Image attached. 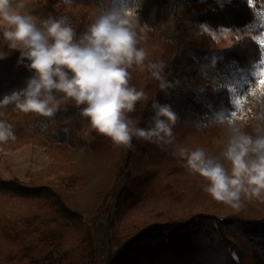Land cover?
<instances>
[{"label": "trees", "instance_id": "obj_1", "mask_svg": "<svg viewBox=\"0 0 264 264\" xmlns=\"http://www.w3.org/2000/svg\"><path fill=\"white\" fill-rule=\"evenodd\" d=\"M208 1L135 0L144 22L140 46L152 62L166 64L164 76L172 87L161 90L146 68L134 69L131 83L145 92L146 99L130 116L138 127L147 128L155 114L152 105L158 102L171 106L178 123L175 147H158L134 138V150L122 153L121 169L127 168L136 152L144 153L162 178L158 200L131 221L133 227L103 239L71 210L54 185L7 181L0 174V264H264V202L245 200L239 212L212 197L211 205L207 204L206 199L196 196L207 182L186 168L177 150L202 148L208 153L210 136L223 132L219 114L233 108L232 92L220 77L236 68L253 67L263 59V47L256 39L245 37L229 49H218L206 27L252 25L259 17L258 0H225L221 8ZM36 11L39 21L50 16L68 17L78 36L92 21L69 9L65 0H36ZM0 53L1 104L26 88L35 73L26 67L30 61L25 58L21 62L20 50L3 42L2 32ZM54 94L59 98V93ZM83 107L62 101L52 117L26 113L13 127L17 139L0 144V159L26 144L44 147L52 158H68L70 148L87 145L80 135L89 124L81 115ZM261 110L259 106L253 109L256 113ZM262 125L264 121L249 120L242 131L255 136L264 133ZM45 128L50 134L42 139L36 132ZM195 137L205 142L194 144ZM88 145L96 151L114 146L95 130ZM65 182L71 192L83 187L73 174ZM133 182L129 174L118 198L119 209L135 202ZM214 210L225 218L212 215ZM233 227L242 229L246 236L233 234Z\"/></svg>", "mask_w": 264, "mask_h": 264}, {"label": "clouds", "instance_id": "obj_2", "mask_svg": "<svg viewBox=\"0 0 264 264\" xmlns=\"http://www.w3.org/2000/svg\"><path fill=\"white\" fill-rule=\"evenodd\" d=\"M27 7V0H0L3 42L20 50L21 62L30 61L26 67L35 73L26 88L11 96L18 110L52 117L62 101H72L84 106L81 115L88 118L91 128L116 147L134 150V138L175 147L178 116L170 105L154 102L155 114L147 128L138 127L130 116L146 99L145 92L131 83L134 69L146 68L161 90L172 87L164 76L166 64L152 62L140 46L143 29L138 31L136 4L129 7L122 0H103L79 36L68 17L50 16L37 22ZM255 87L259 94L250 92L247 120L240 123L232 116H218V123L232 130L221 153L230 168L202 148L177 149L186 168L207 182L204 191L237 212L245 200L264 202V133L253 136L242 131L249 120L264 121V81ZM257 106L262 109L259 113L253 111ZM16 139L12 125L0 119V144Z\"/></svg>", "mask_w": 264, "mask_h": 264}, {"label": "rangeland", "instance_id": "obj_3", "mask_svg": "<svg viewBox=\"0 0 264 264\" xmlns=\"http://www.w3.org/2000/svg\"><path fill=\"white\" fill-rule=\"evenodd\" d=\"M256 1V0H255ZM103 0H73L67 7L74 12L85 14L89 19H93L97 13V7L101 6ZM122 3L131 7L135 5V0H122ZM225 0H209L208 4L221 8ZM258 19L248 27H221L207 29L213 33L218 49H229L236 42L245 37L256 39L263 47V59L253 67L236 68L229 73L222 75L220 80L232 92L233 108L223 111L221 114L232 116L237 122L247 119L249 116L248 107L251 100L250 92L256 93L258 85L264 76V0H258ZM26 11L30 12L39 22V14L36 11V0H27ZM139 28L143 29L144 22L142 15L136 10ZM0 57H2L0 53ZM215 79V75L209 74ZM264 91V89H262ZM259 94V93H256ZM254 109V108H253ZM26 113L15 107L14 99L8 98L0 104V119L7 121L14 127L15 123ZM223 132L210 136L209 148H206L208 155L221 159L228 167V163L223 161L221 153L224 151L228 138L232 135V130L227 124L222 125ZM94 129L90 124H86L81 132V137L87 145L77 146L69 149L68 158H52L47 154L44 147L26 144L14 151L4 154L0 159V174L5 180L18 179L25 182H34L37 185H54L68 202L72 211L78 212L84 219L86 226L93 229L95 235L106 239L114 232H121L123 229L133 227L131 221L146 207L155 203L162 191V178L157 169L151 165L144 153L136 152L128 161L127 168L121 167L123 163L122 153L126 150L122 147L110 146L102 150H93L88 145ZM218 130V128H216ZM37 135L46 139L50 134L48 128L36 132ZM189 139L194 140V136ZM203 138H196L194 144H203ZM126 165V163H124ZM79 177L83 187H77L71 192L66 188L65 179L69 175ZM134 178L133 186L136 191V200L129 202L127 206L119 209V195L125 190L126 180ZM191 189V188H190ZM197 198L206 199L211 205V196L204 191V188L196 194ZM123 208V209H122ZM202 212V211H199ZM220 220L225 218L217 210L211 213ZM175 218V221H180ZM114 226V227H113ZM240 228L230 229L235 235L245 237Z\"/></svg>", "mask_w": 264, "mask_h": 264}, {"label": "snow or ice", "instance_id": "obj_4", "mask_svg": "<svg viewBox=\"0 0 264 264\" xmlns=\"http://www.w3.org/2000/svg\"><path fill=\"white\" fill-rule=\"evenodd\" d=\"M262 76H264V74H262ZM261 81H264V78H262Z\"/></svg>", "mask_w": 264, "mask_h": 264}]
</instances>
